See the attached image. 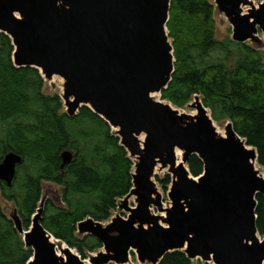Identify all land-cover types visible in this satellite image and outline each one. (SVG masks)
<instances>
[{
	"label": "water",
	"instance_id": "95a60500",
	"mask_svg": "<svg viewBox=\"0 0 264 264\" xmlns=\"http://www.w3.org/2000/svg\"><path fill=\"white\" fill-rule=\"evenodd\" d=\"M213 1L234 42L264 50V3ZM170 7L171 0H0V32L12 41L14 66L36 68L48 82L59 77L65 113L75 117L89 108L115 131L134 163L133 187L118 202L119 213L105 223L87 217L77 225L80 236L102 245L89 263L52 240L42 223L45 196L27 230L14 209V228L33 252L26 264H129L131 254L140 264H159L174 251L204 263L264 264L256 225L264 173L256 168V149L230 122L219 133L199 96L187 105L194 115L155 97L174 73ZM192 155L203 163L198 177L187 167ZM61 157L64 167L74 155ZM22 162L6 153L0 182L11 187ZM164 171L172 178L166 206L156 181Z\"/></svg>",
	"mask_w": 264,
	"mask_h": 264
},
{
	"label": "trees",
	"instance_id": "16d2710c",
	"mask_svg": "<svg viewBox=\"0 0 264 264\" xmlns=\"http://www.w3.org/2000/svg\"><path fill=\"white\" fill-rule=\"evenodd\" d=\"M213 0H171L167 24L174 49V73L161 99L183 109L195 96L216 122H230L235 132L256 149L264 169V50L216 36ZM11 39L0 32V163L10 151L22 156L11 187L0 182V197L12 202L23 227L31 226L43 195V183L61 188L62 204L45 205L43 226L76 249L82 259L102 249L77 225L87 217L108 222L118 202L129 194L134 163L120 139L98 115L82 107L75 117L65 113L59 94L45 92L46 81L33 67L13 63ZM74 157L62 167V153ZM187 167L194 177L203 163L192 155ZM168 190L172 178L156 177ZM256 225L264 237V197L257 196ZM33 256L23 237L0 206V264H26ZM159 264H194L183 251L168 253ZM196 264L204 263L196 260Z\"/></svg>",
	"mask_w": 264,
	"mask_h": 264
},
{
	"label": "rangeland",
	"instance_id": "374dc122",
	"mask_svg": "<svg viewBox=\"0 0 264 264\" xmlns=\"http://www.w3.org/2000/svg\"><path fill=\"white\" fill-rule=\"evenodd\" d=\"M252 1H254V3L256 5H258L259 3H264V0H252ZM215 21H216V27H217V29H216L217 38L221 40L228 35H230V37H231V35H232L231 25L229 24L227 19L223 15L218 13L216 10H215ZM260 37L264 40V37L262 34H260ZM45 92L47 94L62 95V80L59 77H55L51 82L46 81ZM160 97H161V95L157 96V98H160ZM163 102L169 103L167 101H163ZM190 103H193V101ZM63 106H64V103H63ZM64 109H65V107H64ZM179 111L182 113H187V114H191V115H194L197 113L195 108H191L189 106H186L183 109H179ZM208 113L211 115L209 110H208ZM227 123L228 122H216V121H214V125L217 128L218 132L222 133L223 135L225 134V127H226ZM181 158L182 157L180 155V158L178 161H180ZM260 167L261 166H259V168ZM260 169L264 173V169L262 167ZM165 174H167L166 171L159 172L158 176L160 178H163L165 176ZM157 184H158V189L162 195V202L166 206L169 203V199H168V190L169 189L165 190L159 185L158 182H157ZM42 196L43 197L45 196V205H47V203L49 201H51L53 204H55L58 207L63 206L62 201H61L62 200L61 188L52 184V183H48V182L43 183V195ZM0 206H1L2 212L5 214V216L8 219H11V214L13 213V211L15 209V205L12 202L6 201L2 197H0ZM130 206H134V198H132L130 200ZM117 213H119V212L115 211L113 213V216L116 215ZM122 216L127 217V214L123 213ZM52 240L54 242H56V239L53 238ZM64 246L66 247L67 245L65 244ZM72 250L75 254H77L80 257V255L76 249H72ZM96 253H92V254L94 255ZM80 258L82 259V257H80ZM82 260H85V262L89 263L88 257L86 259H82ZM129 264H140L139 261L137 260V256L135 254H131V262ZM194 264H196V260L194 261Z\"/></svg>",
	"mask_w": 264,
	"mask_h": 264
},
{
	"label": "bare ground",
	"instance_id": "6f19581e",
	"mask_svg": "<svg viewBox=\"0 0 264 264\" xmlns=\"http://www.w3.org/2000/svg\"><path fill=\"white\" fill-rule=\"evenodd\" d=\"M157 96H158V94H157L155 97H157ZM220 132H221V131H220ZM221 134H222V133H221ZM142 139H143V138L141 137V141H143ZM180 155H181L180 152H177V160H179ZM256 168H257V169H260V168H261V167L259 168V165H258L257 162H256ZM260 170H261V169H260ZM63 247H64V246H63Z\"/></svg>",
	"mask_w": 264,
	"mask_h": 264
}]
</instances>
